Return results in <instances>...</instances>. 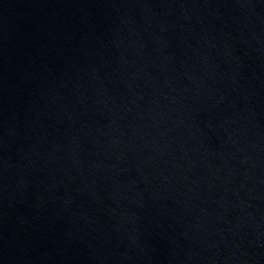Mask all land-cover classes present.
<instances>
[{
	"label": "water",
	"instance_id": "water-1",
	"mask_svg": "<svg viewBox=\"0 0 264 264\" xmlns=\"http://www.w3.org/2000/svg\"><path fill=\"white\" fill-rule=\"evenodd\" d=\"M0 264H264V0H0Z\"/></svg>",
	"mask_w": 264,
	"mask_h": 264
}]
</instances>
